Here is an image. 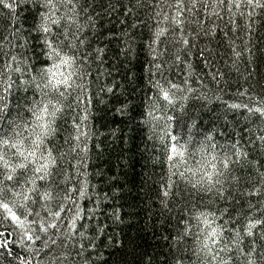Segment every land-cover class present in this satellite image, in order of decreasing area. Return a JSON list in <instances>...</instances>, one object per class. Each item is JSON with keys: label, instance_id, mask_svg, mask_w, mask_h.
Returning <instances> with one entry per match:
<instances>
[{"label": "snow or ice", "instance_id": "snow-or-ice-1", "mask_svg": "<svg viewBox=\"0 0 264 264\" xmlns=\"http://www.w3.org/2000/svg\"><path fill=\"white\" fill-rule=\"evenodd\" d=\"M258 17H264V0H0V258L4 253L12 255L14 241L9 237L16 231L19 244L29 253L48 250L47 264H78L77 258L79 264H88V250L97 248L94 241L105 235L107 225L98 224L91 236L85 235L88 225L84 222L101 214L99 201L90 192L95 186L86 179L88 173L81 171L91 136L90 129L84 130L85 121L94 96L101 93L114 101L117 115L129 109V100L121 99L125 93L118 91L122 85L101 83L92 92L89 81L111 78L114 71L131 63L138 33L148 28L143 47L150 56L147 83L153 91L145 115L164 121L169 141V175L162 202L179 198L181 190L185 195L189 190L211 193L222 200L236 192L238 202L243 198L238 217L235 208L220 209L218 215L186 204L182 230L169 245L171 264L193 258L197 264H264V124L252 134L243 129L247 139L234 134L229 144L218 145L211 134L200 140L191 131L183 138L173 135L169 122L176 117L168 115L170 110L183 111L185 101L196 91L190 86L196 72L193 57L214 82L224 80L225 68L245 80L254 76L257 52L264 56V47L256 46ZM221 46L230 53V63L218 66ZM93 64L98 69L95 75ZM180 64L184 76L176 83L169 73ZM125 75L130 84L134 82V74ZM30 87L40 95L30 107L25 106L31 119L21 123L23 117L10 111L9 99L14 89ZM238 95L249 103L228 107L243 108L264 121V96L258 98L247 89ZM15 107L20 108L19 101ZM66 112L73 114L66 116ZM68 121L73 131L57 145L61 122ZM70 153L77 155L65 164ZM103 215L123 223L118 207ZM225 215L231 227L222 221ZM5 222L12 231L5 230ZM115 243L121 244L119 238ZM16 259L32 264L35 257L18 255Z\"/></svg>", "mask_w": 264, "mask_h": 264}, {"label": "trees", "instance_id": "trees-1", "mask_svg": "<svg viewBox=\"0 0 264 264\" xmlns=\"http://www.w3.org/2000/svg\"><path fill=\"white\" fill-rule=\"evenodd\" d=\"M257 30L256 46L261 48L264 47V17H258ZM148 34V28L140 30L136 54L126 67L114 71L111 78L99 82H92L91 79L89 81L92 92H95L101 83L122 85L118 91L125 93L121 99L129 100V109L127 114L117 115L113 110L114 101L101 93L99 97L94 96L91 114L85 121L87 127L84 130L90 129L91 136L87 140L86 167L81 171L88 173L86 179L95 186L94 190L90 188V192H93V200L98 199L101 209L97 219L84 222L88 225L85 235L91 236L93 227L98 224L107 225L105 235L94 241L97 248L88 250L91 256L88 264H165L166 260L171 264L169 245L171 238L182 230V217L187 212L186 204L190 207L216 211L218 215L219 210L225 207L229 210L235 208L234 214L237 217L243 211L239 207V204L243 203V198L241 197L238 202L236 192H233L228 200H222L211 193L189 190V194L185 195L181 190L179 198L171 197L166 204L162 202L161 192L169 175L166 147L169 141L165 136L167 126L164 121L152 120L145 115L148 111V96L153 91L147 83L146 65L150 56L143 47L147 43ZM218 41L219 37L213 42V46H216ZM219 51L221 55L217 57L218 66L230 63L228 60L230 53L226 51V47L221 46ZM257 57L254 66L258 67L253 77L245 80L241 74L229 73L225 68L224 80L220 82L212 81L207 69L200 66L201 62L193 57L192 63L196 72L190 79V86L196 91L185 101L186 107L183 111L168 112V115L176 117L169 122L172 125V134L183 138L191 131L196 140L202 139L204 134H211L218 145H226L235 138L234 134L245 135L242 131L245 128L250 129L248 134L258 131L257 126L264 124V121L257 114L248 113L243 108L228 107L232 103H249L238 95L243 89H247L258 98L264 96V56L257 52ZM108 63L110 64L111 60ZM91 67L95 75L98 71L97 66L93 64ZM107 68V64L103 66L105 71ZM129 71L134 74V82L131 84L125 75ZM169 76L176 83H181L184 66L180 64L173 67ZM243 76H247V73L244 72ZM128 93L130 95H127ZM39 95V92L31 87L27 91L22 88L13 90L9 99L10 111L19 112L23 117L21 123L31 119L25 106L30 107L34 100L39 99ZM68 99L71 100V97ZM17 101L20 108L15 107ZM79 112L80 109H76V113ZM72 114L65 113L66 116ZM155 114L161 115L160 112ZM193 123L195 127H192ZM72 131L71 121L61 122L60 130L55 137L56 144L62 145ZM216 151L219 152L220 149L217 148ZM75 155L77 153H70L65 164ZM256 155L259 156V153ZM105 195L108 199H105ZM85 203L89 207H95V204L87 201ZM113 207L119 208L123 223H115L109 216L103 215L104 211L111 212ZM222 221L227 227H231L227 215ZM5 230L12 231L8 222H5ZM63 231L64 228H61V232ZM117 238L121 241L119 245L115 243ZM9 239L14 241L10 245L12 255L4 253L0 258V264H21V261L16 259L18 255L34 256L32 264H47L45 261L47 249L29 253L19 244L16 231H13ZM83 243L87 246V240ZM186 243L190 246L192 241L188 240ZM36 247H40V242H37ZM77 261L79 264V258ZM184 264H197V261L194 258L185 259Z\"/></svg>", "mask_w": 264, "mask_h": 264}]
</instances>
